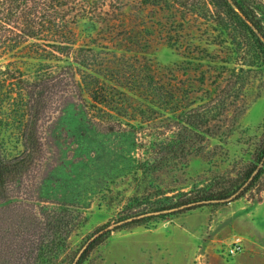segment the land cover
Listing matches in <instances>:
<instances>
[{
    "label": "rangeland",
    "instance_id": "1",
    "mask_svg": "<svg viewBox=\"0 0 264 264\" xmlns=\"http://www.w3.org/2000/svg\"><path fill=\"white\" fill-rule=\"evenodd\" d=\"M108 1L117 8L111 15L114 19L100 26L79 21L74 27L77 44L91 46L113 63L112 54L128 59L130 67L115 64L113 68L121 75L132 74L140 97H133L129 105L145 112L138 115L128 109L121 127L116 125V131L109 132L105 116L90 113L70 94L47 124V155L34 194L57 213L67 206L83 214V223L69 240L73 250L113 220L131 197L150 195L154 190L213 189L218 182L234 178L253 153L264 120L262 72L235 82L228 69L237 70L239 61H233L229 48L214 44L216 32L204 21L193 16L183 19L176 10L144 7L139 0ZM124 26L134 29L122 34ZM229 59L230 65L221 67ZM148 77L162 85L163 97L158 101L137 87L149 84ZM232 84L235 107L245 111L239 116L237 111L229 112L225 126L236 116L231 134L221 144L205 140L204 155L191 154L185 169L169 166L160 173L142 174V164L149 160L147 150L167 143L177 130L183 132L167 110L175 106L177 114L183 108L189 110L200 104L204 92ZM170 93L175 98L171 103ZM234 238L242 240L243 250L229 254L226 249ZM87 264H264V175L236 201L205 206L146 228L112 233Z\"/></svg>",
    "mask_w": 264,
    "mask_h": 264
},
{
    "label": "trees",
    "instance_id": "2",
    "mask_svg": "<svg viewBox=\"0 0 264 264\" xmlns=\"http://www.w3.org/2000/svg\"><path fill=\"white\" fill-rule=\"evenodd\" d=\"M139 3L168 12L180 11L183 19L193 16L204 21L216 32L214 44L229 48L233 61H239L237 70L228 69L235 82L248 81L250 74L260 71L264 78V0ZM115 9L108 0H0V264H87L91 254L112 233L146 228L205 206L236 201L264 175L263 120L258 143L234 178L218 182L213 189L154 190L156 195L151 192L131 197L113 220L82 239L75 250L71 249L70 237L83 223V214L67 206L66 211L57 213L34 194L47 155V124L70 94L90 113L105 116L109 132L116 131V125L121 127L128 109L138 115L145 112L129 105L135 101L133 97H140L135 93L137 82L132 74L121 75L113 68L115 64L130 67L128 59L112 54L116 61L113 63L91 46L77 44L74 27L79 21L100 26L114 19L111 15ZM108 27L115 26L109 22ZM133 29L124 26L122 34ZM231 60L222 62L221 67L230 65ZM148 78L149 84L137 87L158 101L163 97L162 85L153 77ZM204 93L200 104L189 110L183 108L177 114L175 106L165 111L183 132L177 130L167 143L147 150L149 160L142 164V174L160 173L169 166L185 169L191 154L204 155L205 140L221 144L231 134L236 116L232 115V124L225 126L229 112L237 111L239 116L245 111L235 107L234 85L217 86L213 92ZM169 96L171 103L175 98L172 93ZM157 109L164 111L159 106Z\"/></svg>",
    "mask_w": 264,
    "mask_h": 264
},
{
    "label": "built area",
    "instance_id": "3",
    "mask_svg": "<svg viewBox=\"0 0 264 264\" xmlns=\"http://www.w3.org/2000/svg\"><path fill=\"white\" fill-rule=\"evenodd\" d=\"M243 250V243L242 240L239 238H234L232 242L229 244L228 248L226 249L227 253L235 254L240 253Z\"/></svg>",
    "mask_w": 264,
    "mask_h": 264
}]
</instances>
